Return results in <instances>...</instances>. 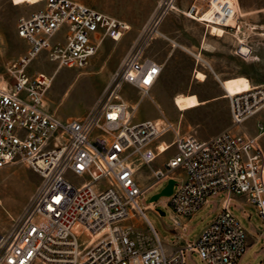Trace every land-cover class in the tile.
<instances>
[{"label": "built area", "instance_id": "2783aa9c", "mask_svg": "<svg viewBox=\"0 0 264 264\" xmlns=\"http://www.w3.org/2000/svg\"><path fill=\"white\" fill-rule=\"evenodd\" d=\"M241 6V0H192L180 8L178 0H160L91 109L67 118L47 106L52 77L29 72L31 61L45 55L58 68L85 67L104 39H121L130 25L76 0H45L39 10L19 17L17 34L28 51L9 66L13 82L0 85V169L23 162L41 175V182L11 231L0 233V264H187L189 252L207 264H238L247 231L232 211L235 195H243L264 219V121L257 123L255 135L234 129L264 113V86L228 96L231 127L208 139L177 132L169 143L155 141L171 124L134 121L136 105L125 90L135 87L142 97H152L162 64L146 49L154 37H166L157 26L172 11L226 33L240 26ZM242 45L249 51L243 52ZM251 49L240 40L237 53L247 55ZM171 146L175 152L142 188L137 166H151ZM177 169L183 172L181 181ZM169 178L176 184L167 202L183 231L210 197L225 195L221 211L201 234L171 251L145 214L153 203L162 216L156 202H139ZM131 217L144 218L147 227L123 223ZM174 231L180 238V230Z\"/></svg>", "mask_w": 264, "mask_h": 264}, {"label": "rangeland", "instance_id": "374dc122", "mask_svg": "<svg viewBox=\"0 0 264 264\" xmlns=\"http://www.w3.org/2000/svg\"><path fill=\"white\" fill-rule=\"evenodd\" d=\"M104 13L126 21L129 31L119 40L104 39L97 53L89 59L85 67H60L48 61L45 55L31 61L29 72L41 71L52 77L46 93L49 109L61 118L84 116L94 105L104 86L110 80L123 56L135 39L150 24L151 18L160 0H76ZM192 0H178L180 8H185ZM239 27L218 36L211 32V27L201 21L185 16L179 11H172L157 26L164 36H156L146 49L147 55L162 64V70L151 95L143 96L138 88L127 86L126 99L136 105L134 121L161 118L171 124V129L155 143L165 140L171 142L177 132L194 134L201 139L209 137L231 127L229 98L221 80L240 76L250 80L252 85L264 86V0H241ZM45 0L35 3L25 2L18 5L11 0H0V85L13 82L9 72L11 63L18 61L28 51V44L17 34V22L20 16L29 15L39 10ZM213 33V34H212ZM251 46L247 55L237 53L239 41ZM177 42V44L175 42ZM194 53V54H193ZM195 54L209 62L201 61ZM218 73V79L215 71ZM197 71L207 75L205 81L197 78ZM196 94L202 104L181 111L174 103L179 94ZM263 120L264 113H258L246 120L242 129L257 134V123ZM264 147V133L260 137ZM175 151V146L163 153L158 159H164ZM138 167V166H137ZM139 173L148 170V165H139ZM181 173L178 181L183 178ZM73 180L79 179L70 176ZM142 188L148 187L152 178L138 179ZM41 182V175L23 162L8 164L0 169V233L8 234L25 209L31 196ZM168 179L141 195V206L150 203L151 197L160 192ZM224 194L209 198V202L187 220V231L175 223L172 208L168 205V196H161L156 201L158 209L165 212L160 216L153 208L145 209L146 217L162 238L168 251L178 244L192 241L213 218L221 211ZM232 211L247 231V247L238 264H259L264 260V219L258 209L243 195H235ZM250 215L249 217L247 216ZM123 223L146 228L144 218L131 217ZM180 230L181 237L175 233ZM34 264H44L36 262ZM187 264H207L199 254L188 253ZM261 264H264L261 263Z\"/></svg>", "mask_w": 264, "mask_h": 264}, {"label": "bare ground", "instance_id": "6f19581e", "mask_svg": "<svg viewBox=\"0 0 264 264\" xmlns=\"http://www.w3.org/2000/svg\"><path fill=\"white\" fill-rule=\"evenodd\" d=\"M11 1H12L13 4L18 5V4L25 3V2L35 3V2H37L39 0H11ZM230 24H234V20L230 21ZM211 32L215 33L218 36H222L224 34L223 33V28L220 27V26H216V25H213L211 27ZM175 43L177 44V42H175ZM242 50H243V52H248L249 51V49L247 48L246 45H242ZM195 56H197L199 59H201V61L202 60L205 61L210 66L209 62L206 61L204 58H202V56L200 54H195ZM216 75H217V78L221 80V78L219 77L218 73H216ZM197 78L199 80H201V81H205L206 78H207V75L204 72H202V71H197ZM221 82H222L223 88H224V90L226 92L224 97H228V96H230L232 94H237V93H241V92H244V91L251 90L253 88V86H254V85L251 84V82H250V80L248 78L243 77V76H240V77H237V78H230L226 82L221 80ZM174 103L177 106V108L179 110H181V111H186L188 109L197 107L200 104H202L201 100L194 93L176 95L175 98H174ZM157 120L160 121V122L163 121L161 118H158ZM162 146L164 147L165 144L163 143ZM148 207L152 208L153 207V203L149 204Z\"/></svg>", "mask_w": 264, "mask_h": 264}, {"label": "crops", "instance_id": "0c3cea01", "mask_svg": "<svg viewBox=\"0 0 264 264\" xmlns=\"http://www.w3.org/2000/svg\"><path fill=\"white\" fill-rule=\"evenodd\" d=\"M214 71H215V69H214ZM216 72V71H215ZM217 73V72H216ZM175 152V151H174ZM173 152V153H174ZM173 153H171L170 155H168L166 158H164V159H156L152 164H151V166H148V170L147 171H145L144 173H139V169H138V167H137V171H136V179H137V181L139 182V180L138 179H140V177H151L152 179H153V170L155 169V168H158V167H160V166H162L166 161H167V159L169 158V156H171ZM152 181H150V183H151ZM149 183V184H150ZM139 184H140V182H139ZM148 184V185H149ZM140 186H141V184H140ZM263 225H264V223H263ZM264 230H262L261 232H263ZM185 244V243H184ZM184 244H178L177 246H181V245H184ZM177 246H175V247H177ZM174 247V248H175ZM173 248V249H174ZM173 249H171V250H173ZM170 250V251H171ZM264 262V260L261 262V263H263ZM261 263H259V264H261Z\"/></svg>", "mask_w": 264, "mask_h": 264}, {"label": "water", "instance_id": "95a60500", "mask_svg": "<svg viewBox=\"0 0 264 264\" xmlns=\"http://www.w3.org/2000/svg\"><path fill=\"white\" fill-rule=\"evenodd\" d=\"M176 184V180L174 178H169L166 186L158 193L154 194L150 201L156 202L161 196H169L173 192L174 185ZM161 214L164 215L165 212L160 210Z\"/></svg>", "mask_w": 264, "mask_h": 264}]
</instances>
